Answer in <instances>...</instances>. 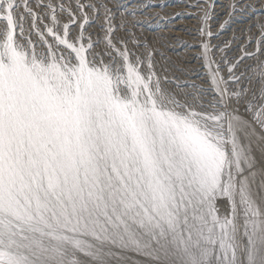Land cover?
I'll return each instance as SVG.
<instances>
[{"label": "snow or ice", "instance_id": "snow-or-ice-1", "mask_svg": "<svg viewBox=\"0 0 264 264\" xmlns=\"http://www.w3.org/2000/svg\"><path fill=\"white\" fill-rule=\"evenodd\" d=\"M180 2L0 0V264H264V0Z\"/></svg>", "mask_w": 264, "mask_h": 264}, {"label": "rangeland", "instance_id": "rangeland-1", "mask_svg": "<svg viewBox=\"0 0 264 264\" xmlns=\"http://www.w3.org/2000/svg\"><path fill=\"white\" fill-rule=\"evenodd\" d=\"M122 2L127 4L129 8L137 3H141V6L143 4L155 6L138 12L135 19L140 23L134 31L137 35L146 38L153 47L158 48L171 61L180 64L184 59L194 55L192 54L194 49L188 48L187 45L195 43L190 32L194 30L196 21L191 16L183 18L175 16L173 18L175 13L190 11L180 0H122ZM226 2L227 0H216V11L220 13L221 19H223L222 6ZM162 4L165 7L161 8L160 5ZM244 23H246V19L238 18L232 28L223 35L230 36L232 29L242 26ZM192 65L197 66L195 60L192 61ZM192 82H199V80L193 76Z\"/></svg>", "mask_w": 264, "mask_h": 264}, {"label": "bare ground", "instance_id": "bare-ground-1", "mask_svg": "<svg viewBox=\"0 0 264 264\" xmlns=\"http://www.w3.org/2000/svg\"><path fill=\"white\" fill-rule=\"evenodd\" d=\"M218 8V7H217ZM160 10V9H159ZM176 46V45H175ZM169 47V46H168ZM192 54H194V53H192ZM180 57V56H179Z\"/></svg>", "mask_w": 264, "mask_h": 264}]
</instances>
